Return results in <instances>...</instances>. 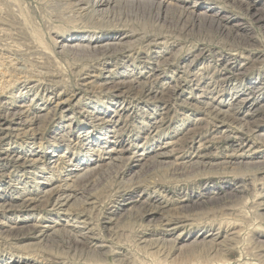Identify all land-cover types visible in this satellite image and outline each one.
Here are the masks:
<instances>
[{
  "label": "rangeland",
  "instance_id": "374dc122",
  "mask_svg": "<svg viewBox=\"0 0 264 264\" xmlns=\"http://www.w3.org/2000/svg\"><path fill=\"white\" fill-rule=\"evenodd\" d=\"M0 264H264V0H0Z\"/></svg>",
  "mask_w": 264,
  "mask_h": 264
},
{
  "label": "bare ground",
  "instance_id": "6f19581e",
  "mask_svg": "<svg viewBox=\"0 0 264 264\" xmlns=\"http://www.w3.org/2000/svg\"><path fill=\"white\" fill-rule=\"evenodd\" d=\"M97 2V1H96ZM100 5H111L112 0H99ZM92 9V8H91ZM262 11V10H261ZM260 12V11H259ZM106 14V13H105ZM263 14V13H262ZM261 14V15H262ZM259 19V18H258ZM94 46V45H93ZM221 112V111H220ZM223 113V112H222ZM217 114V113H216ZM218 115V114H217ZM227 140V139H226ZM236 234V233H235ZM234 235V234H233ZM40 236V235H39ZM221 248V247H220ZM259 259V258H258Z\"/></svg>",
  "mask_w": 264,
  "mask_h": 264
}]
</instances>
